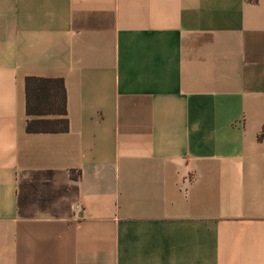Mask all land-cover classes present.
<instances>
[{
    "label": "crops",
    "instance_id": "1",
    "mask_svg": "<svg viewBox=\"0 0 264 264\" xmlns=\"http://www.w3.org/2000/svg\"><path fill=\"white\" fill-rule=\"evenodd\" d=\"M0 264H264V0H0Z\"/></svg>",
    "mask_w": 264,
    "mask_h": 264
},
{
    "label": "trees",
    "instance_id": "2",
    "mask_svg": "<svg viewBox=\"0 0 264 264\" xmlns=\"http://www.w3.org/2000/svg\"><path fill=\"white\" fill-rule=\"evenodd\" d=\"M25 97L28 115L27 131L67 130L66 90L62 78L26 77ZM43 115H56L57 117L35 118Z\"/></svg>",
    "mask_w": 264,
    "mask_h": 264
}]
</instances>
